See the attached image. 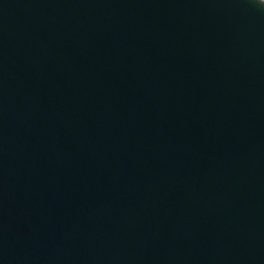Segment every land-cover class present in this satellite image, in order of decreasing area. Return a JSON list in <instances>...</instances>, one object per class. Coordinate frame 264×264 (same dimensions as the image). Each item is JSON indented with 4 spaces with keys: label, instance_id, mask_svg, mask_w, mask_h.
<instances>
[{
    "label": "water",
    "instance_id": "95a60500",
    "mask_svg": "<svg viewBox=\"0 0 264 264\" xmlns=\"http://www.w3.org/2000/svg\"><path fill=\"white\" fill-rule=\"evenodd\" d=\"M0 264H264V5L0 0Z\"/></svg>",
    "mask_w": 264,
    "mask_h": 264
},
{
    "label": "clouds",
    "instance_id": "9594fccd",
    "mask_svg": "<svg viewBox=\"0 0 264 264\" xmlns=\"http://www.w3.org/2000/svg\"><path fill=\"white\" fill-rule=\"evenodd\" d=\"M258 2L262 5H264V0H258Z\"/></svg>",
    "mask_w": 264,
    "mask_h": 264
}]
</instances>
